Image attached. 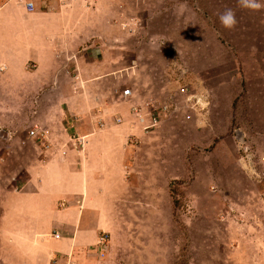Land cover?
<instances>
[{"label":"rangeland","instance_id":"obj_1","mask_svg":"<svg viewBox=\"0 0 264 264\" xmlns=\"http://www.w3.org/2000/svg\"><path fill=\"white\" fill-rule=\"evenodd\" d=\"M125 2V50H153L149 88H138L127 68L123 86L138 100L148 92L158 111L130 151V170L140 174L144 196L154 188L153 201L88 212L86 232L95 234L87 257L92 264H264V9H242L237 0ZM226 8L236 11L231 30L218 19ZM133 58L126 55V64ZM69 259L79 264L83 252Z\"/></svg>","mask_w":264,"mask_h":264},{"label":"crops","instance_id":"obj_2","mask_svg":"<svg viewBox=\"0 0 264 264\" xmlns=\"http://www.w3.org/2000/svg\"><path fill=\"white\" fill-rule=\"evenodd\" d=\"M125 1L0 0V264H92L88 212L153 201L130 170L149 93L121 95L126 68L149 88L153 50H125Z\"/></svg>","mask_w":264,"mask_h":264},{"label":"clouds","instance_id":"obj_3","mask_svg":"<svg viewBox=\"0 0 264 264\" xmlns=\"http://www.w3.org/2000/svg\"><path fill=\"white\" fill-rule=\"evenodd\" d=\"M238 6L242 9H247L252 12H259L264 9V3L260 0H237ZM218 19L222 27L226 29H234L238 23L236 11L233 8H226L218 14Z\"/></svg>","mask_w":264,"mask_h":264},{"label":"built area","instance_id":"obj_4","mask_svg":"<svg viewBox=\"0 0 264 264\" xmlns=\"http://www.w3.org/2000/svg\"><path fill=\"white\" fill-rule=\"evenodd\" d=\"M26 7L28 9H31L32 8L31 3L27 2L26 3ZM121 95L122 96L130 95V90L128 88L121 89ZM131 109L132 110H136L137 107L133 106V107H131ZM156 112H153L152 110H150L149 112L147 111V113H146L147 114V121L145 123L144 128H148V127H152V126L156 125V123L158 122V111H156ZM27 135L30 136V137L36 136L35 128L28 129L27 130ZM54 235L57 236L58 235L57 232H55Z\"/></svg>","mask_w":264,"mask_h":264}]
</instances>
